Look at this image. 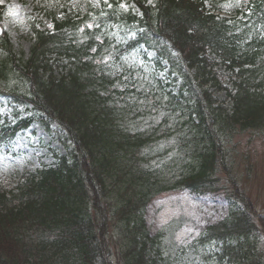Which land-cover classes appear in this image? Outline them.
<instances>
[{
    "label": "trees",
    "instance_id": "trees-1",
    "mask_svg": "<svg viewBox=\"0 0 264 264\" xmlns=\"http://www.w3.org/2000/svg\"><path fill=\"white\" fill-rule=\"evenodd\" d=\"M133 1L144 16L140 25L149 28L150 23L153 28L152 40L145 41L147 45L159 48L166 39L186 70L194 68L197 73L203 72L207 48L226 55L223 52L231 45L241 52L238 56L241 61L251 62L255 58L259 31L264 30V0H251L249 25L240 33L225 31L228 28L225 21L206 16L202 8L205 0H151L146 6L145 0ZM208 1L214 7L219 5V0ZM123 19L115 7L104 15L85 16L82 21L73 20L71 15L62 21L53 18L54 33L34 31L26 60L12 62L11 69L6 67V60L0 61L4 83L7 84L9 74L19 76L25 83V93L10 92L12 100L22 106L32 104L45 115L46 121L58 125L65 141L73 146L68 153L69 162L61 157L53 167L21 183L15 194L9 193L8 197L0 193V264H159L158 257L148 249L154 239L142 232L140 223L141 213L153 195L154 186L149 180H158L165 162L157 168L142 164V159H147L152 151L143 153L142 140L127 141L118 119L122 125L128 115H118L115 124H107L108 117H112L106 103L111 92L106 90L104 99L102 83L86 84L83 74L77 71L59 78L51 72L46 76L41 72L46 68L42 58L51 51L69 57L81 52L88 54V48H81L75 42L79 43V31L89 22L93 24L92 31L84 29L79 38L84 42L89 37L83 44L91 46L94 37L103 33L106 22L113 24ZM143 37L144 34L136 36L133 44ZM0 52L10 56V44L3 34H0ZM181 69L177 68V74L187 77ZM0 88L5 90L3 94L9 92L4 86ZM193 92L196 105L193 102L185 113L189 119L191 112H195L197 124L189 121L185 125L187 133L180 134L177 141L190 157L188 162L194 171L191 176L185 175L181 167L177 184L191 191H203V187L215 189L218 184L225 186L228 195L240 204L233 205L229 215L208 231L216 241H229L227 246H222L228 262L254 264L252 258L262 255L253 236L256 212L243 193L244 188L239 186L242 178L235 169L238 153L232 140L244 134L260 137L264 132V94H248L245 89L246 96H238L234 111L229 114L212 108V99H206V109L199 91ZM33 119L41 120L38 114L24 119V128ZM7 132L12 136L14 129L0 127V135ZM239 161V167L243 166L248 174L252 168L245 157ZM178 163L182 162L178 160ZM223 187L219 192L222 193ZM14 201L17 205L12 206ZM257 221L264 228V218L257 217ZM111 223L112 230L108 231Z\"/></svg>",
    "mask_w": 264,
    "mask_h": 264
},
{
    "label": "rangeland",
    "instance_id": "rangeland-1",
    "mask_svg": "<svg viewBox=\"0 0 264 264\" xmlns=\"http://www.w3.org/2000/svg\"><path fill=\"white\" fill-rule=\"evenodd\" d=\"M59 1L63 4L58 5ZM246 1L239 0L236 8L243 10ZM106 2L107 0H0V6L3 8L1 23L11 46V59L17 62L28 56L29 48L33 42L32 25L39 31H50L52 29L53 22L49 12H54L57 18L63 17L66 13L80 16L89 7L98 9L102 3ZM119 3L122 8L128 7L125 0H121ZM64 7H66L65 11H63ZM204 8L209 10V4L204 3ZM224 11L226 13L220 15L227 16V13H234L228 3ZM152 55L150 53L148 56L151 57ZM208 58L210 61L217 60L210 53H208ZM51 60L55 73H63V68L68 66L66 61H62L59 58L52 57ZM259 61L264 65V52L261 53ZM162 65L166 67L165 63H162ZM138 68H140V62L136 60L133 70L139 72ZM212 70L217 75V80L222 86H227L229 89L232 88L231 82L234 76L227 69L215 65ZM149 72L155 74L153 78L149 76V79L145 77L141 79L145 80L147 84H151L150 87L145 88L144 92L152 95L143 101V105L139 109V113L143 115L148 113L149 116L146 120L139 118L137 122L140 123L142 119L144 123L147 121L144 128L145 136L152 131L153 128L151 127L158 125L162 118L168 117V115L163 114L165 113L164 111L159 110L160 103L162 106L164 101H169L161 98L162 95L158 93V86L163 89L162 94L164 96L167 93L174 94L176 91V82L167 85L168 80L164 71L159 70L156 72L155 69H150ZM261 73L259 72V76ZM133 78L135 79L137 76L134 74ZM9 83V91L19 92L23 90L22 83L18 79L10 80ZM209 91L214 92L213 96L216 99L223 100L225 98L224 92H219L216 87L211 86ZM152 102L156 104L154 107ZM225 105L230 106L228 102ZM11 106L13 105L8 100L0 98V117L4 118L6 123L13 122L15 118L12 114ZM24 116L25 113L22 112L21 117ZM112 122H116L115 118ZM125 125L124 127L133 128L130 123ZM162 127H165V124ZM170 127L173 128L174 125ZM51 128H53V125H50V130H47L42 123H32L25 131L19 132L15 136L9 154L2 155L0 153V190L5 191L14 188L28 174L52 165L56 156L66 154V149L57 138L59 134L55 133ZM140 131L141 129L136 125L131 131L132 136H134L133 133H140ZM175 141L176 139L173 143ZM247 141L249 143L248 146H246ZM232 143L236 144L234 151L238 155H236L234 163L236 172L241 175L244 193L248 200L251 201L253 207L264 215V139L244 134L242 137L232 140ZM244 157L252 168L248 174L245 173V168L243 166L239 167L238 164L240 162L239 158L243 159ZM176 165L174 164V166ZM225 214V203H219L214 195L203 194L197 196L188 192H171L162 193L154 197L145 208L143 219L150 233L159 232L162 236L160 241L163 246L167 247L172 255L175 253L176 258L181 259L183 264H213L214 260L210 255L217 252V247H212L211 245L202 246L196 239L207 223L216 222L224 217ZM112 226L113 224L107 230L111 231ZM257 240L259 249L264 250V237L258 236ZM192 242L193 246L184 251L183 249ZM119 245L121 244L119 243ZM159 247L165 253L161 245ZM111 252L115 254L114 249ZM202 255L206 256V258H201ZM165 256H167L166 253Z\"/></svg>",
    "mask_w": 264,
    "mask_h": 264
}]
</instances>
